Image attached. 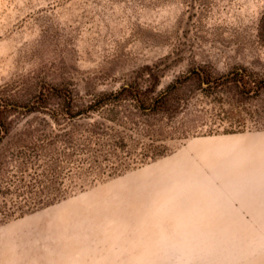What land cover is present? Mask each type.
I'll return each mask as SVG.
<instances>
[{
  "label": "rangeland",
  "instance_id": "rangeland-1",
  "mask_svg": "<svg viewBox=\"0 0 264 264\" xmlns=\"http://www.w3.org/2000/svg\"><path fill=\"white\" fill-rule=\"evenodd\" d=\"M263 11L264 0H0V108L10 128L0 138V190L37 192L32 209L0 220V264H264V94L221 95L196 73L217 78L248 66L264 76L256 38ZM129 85L148 100L170 90L180 102L147 112L107 99ZM65 109L79 114H50ZM211 141L217 148L191 149ZM208 188H221L212 194L219 197ZM207 195L217 201L200 205ZM70 203L77 209L64 221Z\"/></svg>",
  "mask_w": 264,
  "mask_h": 264
},
{
  "label": "trees",
  "instance_id": "trees-1",
  "mask_svg": "<svg viewBox=\"0 0 264 264\" xmlns=\"http://www.w3.org/2000/svg\"><path fill=\"white\" fill-rule=\"evenodd\" d=\"M256 38L259 46L264 48V11L261 13L256 27ZM198 78L201 80V85L206 88H217L219 87L221 95H228L230 92L236 93L241 97H259L264 94V76L258 72L251 70L248 66H240L238 69L233 68V70H229L226 74L219 76L217 78L212 77L210 74L206 73L203 70L196 72ZM140 87L138 85L132 86H122L120 90L113 92V94H108L107 99L111 96L112 100L115 99V102L112 104L115 105L118 102H122L124 100L134 101L135 105L138 109L145 110L147 112H157L158 110H172L176 109L175 102H180V99L173 96L170 90L165 91L160 97L155 99L146 98L145 93H141ZM168 92V93H166ZM101 101L105 102V95L101 96ZM111 100H108L110 102ZM92 105V104H91ZM3 108L7 107L6 104H0ZM92 107V106H90ZM161 107V108H160ZM166 107V108H165ZM165 108V109H164ZM87 112V111H86ZM5 110H1L0 108V138H3L7 134L10 133V128L7 127L5 122ZM55 119L57 118H74L75 115L79 114L78 111L70 112L69 110H62L50 113ZM231 116L229 118L234 119L237 117L239 120L245 119V115L234 114L230 112ZM243 128H230L227 129L226 132H235L241 131ZM0 147H1V139H0ZM72 155V153H64L62 156L68 158ZM1 189V188H0ZM19 188H6L5 190H0V220L7 219L12 217L16 211L24 212L22 210L25 206H27L26 210L32 209L33 205L37 203V192L35 190H31L30 188H23V190H18ZM10 195V198L7 196ZM22 196L23 200H17ZM1 197H3L1 199ZM7 202H10L8 205Z\"/></svg>",
  "mask_w": 264,
  "mask_h": 264
},
{
  "label": "bare ground",
  "instance_id": "bare-ground-1",
  "mask_svg": "<svg viewBox=\"0 0 264 264\" xmlns=\"http://www.w3.org/2000/svg\"><path fill=\"white\" fill-rule=\"evenodd\" d=\"M223 141H225V140H223ZM242 141H246V139H245V138H244V139H236V140H234V144H237L238 146H243L244 144L242 143ZM220 142H221V141H220ZM246 143H248V142H246ZM217 144H218V143H217ZM223 144H224V142H223ZM215 145H216V144H215L214 142H212V141H211V142H206V143H199V144H197V145H196V144L194 145V143H193V144H191V146H192L191 149H193L195 152L198 153V152H200V151H207L208 149H211L212 147H213V148H217V146H215ZM231 145H232V144H231ZM261 145H263V144H261ZM219 146H220V144H219ZM229 146H230V145H229ZM211 150H212V149H211ZM215 150H216V149H215ZM197 153H196V154H197ZM205 153H206V152H205ZM185 156H186V155H185ZM182 157H184V156H182ZM199 157H200V156H199ZM185 158H186V157H185ZM187 158H188V157H187ZM214 158H215V157H214ZM200 159H201V158H200ZM211 159H212V158H211ZM211 159H210V160H211ZM183 160H184V158H183ZM188 160H189V159H188ZM203 160H204V159H203ZM212 161H214V159H212ZM182 162H183V161H182ZM182 162H181V163H182ZM184 162H185V161H184ZM184 162H183V163H184ZM222 162H223V161H222ZM176 163H177V162H176ZM176 163H175V165H176ZM178 163H179V162H178ZM178 163H177V164H178ZM181 163H180V164H181ZM194 163H195V161H194ZM171 164H172V163H171ZM184 164H186V163H184ZM187 164H188V162H187ZM196 164H198V163L196 162ZM214 164H215V162H214ZM214 164H213V165H214ZM219 164H222V165H223V163H221V162H219ZM263 164H264V163H263ZM175 165H173L174 168L177 167V165H176V167H175ZM188 165H189V166H191V165L194 166V164H192V163H191V164H188ZM188 165H187V166H188ZM226 165H227V164H226ZM228 165H229V164H228ZM167 166L170 167V164H169V165L167 164ZM167 166H166V167H167ZM178 166H179V165H178ZM193 166H192V167H193ZM205 166H206V165H205ZM217 166H218V165H217ZM219 166H220V165H219ZM244 166H245V165H244ZM261 166H262V165H261ZM261 166H260V167H261ZM181 167H182V166H181ZM194 167H196V166H194ZM194 167H193V168H194ZM197 167H198V166H197ZM201 167H202V166H200V168H201ZM212 167H214V166H212ZM212 167H211V168H212ZM220 167H221V166H220ZM163 168H164V167H163ZM171 168H172V167H171ZM190 168H191V167H190ZM193 168H191V169H192V170H195V169H196V168H194V169H193ZM209 168H210V167H209ZM223 168H224V167H223ZM159 169H160V168H159ZM182 169H183V168H182ZM224 169H225V168H224ZM162 170H163V171H162ZM162 170L160 169V171H159L160 176L163 177V178H167L166 176L168 175V172H169V171L167 172L168 169L166 170V169L164 168V169H162ZM175 170H176V169H175ZM178 170H179V169H178ZM185 170H186V168H185L184 170H181V174H182ZM201 170H204V169H201ZM236 170H237V169H236ZM236 170H235V171H236ZM238 170H239V168H238ZM245 170H246V169H245ZM247 170H248V169H247ZM187 171H188V170H187ZM189 171H190V169H189ZM196 171H197V170H196ZM196 171H195V172L192 171L193 174L196 173ZM199 171H200V170H199ZM199 171H197V173H198ZM218 171L220 172L221 169L218 170ZM218 171H217V172H218ZM224 171H225V170H224ZM170 172H172V171H170ZM170 172H169V175H170V177H171ZM173 172H174V170H173ZM179 172H180V171H179ZM226 172H227V171H226ZM236 172H237V171H236ZM174 173H178V172H174ZM221 173H223V172H221ZM233 173L236 174L235 172H233ZM155 174H156V173H155ZM185 174H187V173H185ZM185 174H184V175H185ZM240 174H241V172H240ZM158 175H159V174H158ZM174 175H175V174H174ZM200 175H202V174H200ZM200 175H199V176H200ZM218 175H219V174H218ZM223 175H225V174L223 173L221 177H223ZM227 175H228V174H227ZM227 175L224 176L225 178L227 177L226 179L224 178L225 181L228 180V179H230L229 177H232V176H233V174H232V176L229 174V175H228L229 177H228ZM160 176H159V177H160ZM176 176H177V175H176ZM199 176H198V179H199ZM204 176H205V175H204ZM204 176H202V178H203ZM157 177H158V176H157ZM159 177H158V178H159ZM172 177H173V176H172ZM180 177H181V176H180ZM180 177H179V178H180ZM182 177H183V176H182ZM182 177H181V181H182ZM186 177H187V176H186ZM188 177H191V175L188 176ZM234 177H235V176H233V178H234ZM261 177H262V176H261ZM155 178H156V177H155ZM175 178H177V177H175ZM192 178H193V177H191V178H189V179H192ZM194 178H195V176H194ZM196 178H197V177H196ZM204 178H205V177H204ZM209 178H210V177H209ZM167 179H168V178H167ZM171 179H172V178H171ZM200 179H201V177H200ZM200 179H199V180H200ZM205 179H206V178H205ZM234 179H237V178H234ZM260 179H261V178H260ZM262 179H263V178H262ZM262 179H261V181H262ZM155 180H157V179H155ZM174 180H175V179H174ZM195 180H196V179H195ZM201 180H202V179H201ZM206 180H207V179H206ZM210 180H211V179H210ZM222 180H223V178H222ZM230 180H232V179H230ZM149 181H150V180H149ZM157 181H158V180H157ZM165 181H166V180H165ZM170 181H172V180L169 179V182H170ZM181 181H180V182H181ZM185 181H186V180H185ZM187 181H189V180H187ZM190 181H191V180H190ZM190 181H189V183H190ZM192 181H193V180H192ZM192 181H191V183H192ZM207 181H208V180H207ZM211 181H213V180H211ZM225 181L223 180V182H225ZM259 181H260V180H259ZM201 182H202V181H201ZM226 182H228V181H226ZM233 182H234V181H233ZM246 182H247V181H246ZM163 183H164V182H163ZM173 183H174V182H173ZM178 183H179V181H178ZM185 183H186V182H185ZM193 183H194V182H193ZM198 183H200V182L197 180V187H198L199 185L202 186L201 184L198 185ZM205 183H206V181H205ZM205 183H203V184H205ZM236 183H237V180H236ZM239 183H240V182H239ZM244 183H245V182H244ZM260 183H261V182H259V184H260ZM167 184H168V183H167ZM179 184H181V183H179ZM194 184H195V183H194ZM223 184H224V183H223ZM226 184H227V183H226ZM231 184H234V183H231ZM237 184H238V183H237ZM259 184H258V185H259ZM261 184H262V183H261ZM161 185H162V184H161ZM185 185H186V184H185ZM187 185H189V184L187 183ZM190 185L192 186V184H190ZM190 185H189V187H190ZM209 185H210V183H209ZM163 186H165V185H163ZM166 186H167V185H166ZM259 186H261V185H259ZM263 186H264V184H263ZM189 187H187V188H189ZM194 187L196 188V186H193V188H194ZM204 187H207V186H204ZM181 188H183V187H181ZM181 188H180V189H181ZM187 188H186L185 190H188V191H189L192 187H191L190 189H187ZM151 189H152V188H151ZM162 189H163V188H162ZM164 189H165V188H164ZM183 189H184V188H183ZM183 189H182V190H183ZM220 189H221V188H208V190L211 192L209 195H212V194H215V193H218V194H219V192L221 191ZM229 189H230V188H229ZM235 189H236V188H235ZM242 189H243V191H244L245 188H242ZM242 189H241V190H242ZM247 189H248V188H247ZM251 189H252V188H251ZM255 189H256V188H255ZM255 189H254V194H253V195L256 194L255 191H257V190H255ZM258 189H259V188H258ZM153 190H154V189H153ZM160 190H161V188H160ZM165 190H167V189H165ZM170 190H171V189H170ZM170 190H169V192H170ZM185 190H184V191H185ZM259 190H260V189H259ZM261 190H263L262 187H261ZM151 191H152V190H151ZM191 191H192V190H191ZM201 191H202V189H201ZM222 191H223V190H222ZM243 191H242V194H243ZM145 192H146V191H145ZM149 192H150V190H149ZM160 192H161V191H160ZM165 192H166V191H165ZM185 192H187V191H185ZM203 192H204V191H203ZM203 192H202V193H203ZM207 192H208V191H207ZM236 192H239V191H236ZM236 192H235V193H236ZM240 192H241V191H240ZM247 192L250 193V192H252V191H247ZM154 193H155V192H154ZM163 193H164V192H163ZM163 193H161V194H163ZM167 193H168V192H167ZM170 193H171V192H170ZM173 193H174V192H172L171 194H173ZM176 193H177V191H176ZM176 193H175V194H176ZM182 193H183V192H182ZM182 193H181V194H182ZM200 193H201V192H200ZM200 193H199V194H200ZM202 193H201V194H202ZM221 193H222V192H221ZM221 193H220V194H221ZM226 193H228V192H226ZM233 193H234V192H233ZM258 193H259V192H258ZM260 193H262V192H260ZM137 194H138V193H137ZM165 194H166V193H165ZM177 194H178V193H177ZM179 194H180V193H179ZM194 194H195V191H194V193L192 194L193 196L191 195V196H192V197H191V199H192L191 201H193V199H195V198H194ZM197 194H198V193H197ZM203 194H204V193H203ZM203 194H202V195H203ZM218 194H216V196H215V195H212V196L219 197ZM224 194H225V193H224ZM262 194L264 195V193H262ZM168 195H169V194H168ZM168 195H166V196H168ZM189 195H190V193H189ZM189 195H186V196L188 197ZM202 195H201V196H202ZM204 195H205V194H204ZM221 195H222V194H221ZM230 195H232V194H230ZM247 195L249 196V194H247ZM253 195H252V196H253ZM151 196H152V195H151ZM175 196H176V195H175ZM175 196H170L169 198H171V197H175ZM195 196H198V195L195 194ZM250 196H251V195H250ZM136 197H137V196H136ZM204 197H205V196H204ZM204 197H203L202 199H201V198L198 199V203H199L200 205H201L202 202L206 203L205 201H207L206 199H208L209 196L207 195L206 198H205V200H203ZM210 197H211V196H210ZM210 197H209V201H210L211 198H212V197H211V198H210ZM232 197H233L234 199L237 198V201H238V197H239V196H237V197H236V196H235V197L232 196ZM243 197H244V196H243ZM255 197L257 198L258 196H255ZM117 198H118V197H117ZM177 198H178V197H177ZM196 198H197V197H196ZM221 198H222V196H221ZM221 198L218 199V200H221ZM227 198H228V197H227ZM247 198H248V197H247ZM249 198H250V197H249ZM249 198H248V200H249ZM174 199L177 200L176 198H174ZM174 199H173V200H174ZM186 199H187V198H186ZM212 199H213V198H212ZM216 199H217V198H215V201H213V200H211V201L216 202V201H217ZM231 199H232V198H231ZM240 199H241V198H240ZM250 199H251V198H250ZM258 199H259V197H258ZM261 199H262V198H261ZM261 199H259V200H261ZM117 200H118V199H117ZM161 200H162V199H161ZM164 200H165V198H164ZM173 200H172V201H173ZM179 200H180V199H179ZM183 200L185 201V199H183ZM183 200H182V202H183ZM188 200H189V202H191L189 198H188ZM223 200L226 201V198L223 199ZM223 200H221V201H223ZM228 200H230V199H228ZM235 200H236V199H235ZM241 200L243 201V199H241ZM244 200H245V198H244ZM253 200L255 201V199H253ZM263 200H264V199H263ZM156 201H158V199H156L155 202H156ZM225 201H224V202H225ZM250 201H251V202H250ZM256 201H257V200H256ZM162 202H163V200H162ZM176 202L179 203L178 200H177ZM226 202H227V201H226ZM230 202H232V200H230L229 203H230ZM238 202H241V201H238ZM249 202L252 204V200H249ZM249 202H248V203H249ZM160 203H161V202H160ZM160 203H159V204H160ZM174 203H175V202H174ZM178 203H177V204H178ZM194 203H197V201H196V202L194 201ZM198 203L196 204V206L199 205ZM222 203H223V202H222ZM222 203L219 201V203H217V204H221V206H222L221 208H222V209H223V208H226V207H224V205H223V204H225V203H223V204H222ZM232 203H233V202H232ZM241 203H242V202H241ZM244 203H246V202H244ZM248 203H247V204H248ZM260 203H261V202H260ZM263 203H264V202H263ZM179 204H180V203H179ZM182 204H183V203H182ZM182 204H181V208H182V206H183ZM190 204H191V203H190ZM209 204H210V202H209ZM209 204H207V207L209 206ZM226 204H227V203H226ZM226 204H225V205H226ZM163 205H164V204H163ZM229 205H230V204H228V206H229ZM240 205H241V204H240ZM120 206H121V205H120ZM160 206H161V205H160ZM187 206H188V208H189V204H188ZM202 206H203V204H202ZM205 206H206V204H205ZM205 206H203V207H205ZM213 206L216 207L215 204H214ZM218 206H219V205H218ZM218 206H217V207H218ZM226 206H227V205H226ZM252 206H253V205H252ZM78 207L80 208V206H78ZM138 207H139V210H140V206H137V208H138ZM165 207H166V204H165ZM172 207H174V205H173ZM176 207H177V206L175 205V208H176ZM199 207H200V206H199ZM199 207H198V208H199ZM210 207H211V204H210ZM210 207H209V208H210ZM229 207L231 208V207H233V205H232V206H229ZM242 207H244V206H242ZM248 207H250V209H251V206H248ZM81 208H83V206H81ZM167 208H169V207H167ZM167 208H166V209H167ZM175 208H174V209H175ZM178 208H179V210L181 209L180 207H178ZM185 208H186V209H183V208H182V210H183L182 212H183L184 214H185L184 210L187 211V207H185ZM190 208H191V207H190ZM190 208L188 209V211L190 210ZM192 208H194V207H192ZM192 208H191V210H192ZM201 208H202V207H201ZM205 208H206V207H205ZM218 208H219V207H218ZM230 208H229V209H230ZM245 208H246V207H245ZM254 208H255V210H257L256 207H254ZM261 208H262V207H261ZM261 208H260V209H261ZM263 208H264V206H263ZM63 209H66V210H65L66 213H65V215H64V217H63V220L65 221L66 219L71 218V215H72V214H75L76 209H77V205H76L75 203H70V204H67V205L65 206V208H63ZM176 209H177V208H176ZM212 209H213V208H212ZM215 209H216V208H215ZM226 209H227V208H226ZM232 209H233V208H232ZM252 209H253V207H252ZM79 210H80V209H79ZM164 210H165V209H164ZM191 210H190V211H191ZM203 210H205V209H203ZM217 210H218V209H217ZM220 210H221V209H219L218 211H220ZM255 210H253V211H255ZM176 211H177V210H176ZM194 211H195V208H194ZM224 211H226V213H227V210H224ZM234 211H235V210H234ZM77 212H78V211H77ZM117 212H118V211H117ZM177 212H179V211H177ZM196 212H197V211H196ZM196 212L193 214L195 219L198 218V216H199V217L201 216L200 211H199V214H198V215H195ZM207 212H208V209H207ZM209 212H210V211H209ZM213 212H214V214H215V213H218L217 211H216V212L213 211ZM220 212H222V210H221ZM228 212H229V210H228ZM79 213H81V211H79ZM169 213H171V212H169ZM189 213H190V212H189ZM189 213H188V215H189ZM231 213H233V211H232ZM234 213H235V215L237 214L236 212H234ZM234 213H233V214H234ZM140 214H141V212H140ZM172 214H174V213H171V215H172ZM175 214L178 215L179 213H178V214L175 213ZM175 214H174V218L177 217V216H175ZM181 214H182V213H181ZM181 214H179V215H181ZM190 214H191V213H190ZM202 214H203L202 216H203L204 218H206V216H204V214H206V213H203V212H202ZM125 215H126V214H125ZM193 215L191 214L190 216H193ZM206 215L209 216L208 214H206ZM223 215H225V214H223ZM235 215H234V216L231 215L232 217L230 216V218H229L228 220H230V219L233 218V217H236V218H237V216H235ZM59 216H60V215H59ZM137 216H138V215H137ZM190 216H189V219H188V217H187V218L185 217V218H183V219L180 218V219H178V220H184V219L187 220V219H188V220H187V222H188V221L190 220ZM195 216H197V217H195ZM219 216H220V215H219ZM219 216H218V217H219ZM56 217H58V216H56ZM60 217H61V216H60ZM150 217L153 218V216H151V215H150ZM172 217H173V216H172ZM181 217H183V216L181 215ZM218 217H217V218H218ZM226 217H227V216H226ZM148 218H149V217H148ZM158 218H159V217H158ZM162 218H163V217H162ZM192 218H193V217H192ZM200 218H201V219H199V220H200V223H201V220H203V219H202V217H200ZM214 218H215V217H214ZM217 218H215V221H216ZM58 219H60V218H58ZM156 219H157V218L155 217V220H156ZM212 219H213V217H212ZM70 220H71V219H70ZM168 220H170V219H168ZM168 220H167V221H168ZM176 220H177V218H176ZM207 220H208V219H207ZM207 220H206V221H207ZM209 220H210V218H209ZM219 220H220V218H219ZM219 220H218V221H219ZM57 221H58V220H54V224H55ZM59 221L62 222L61 220H59ZM64 221H63V223H64ZM68 221H69V219H68ZM162 221H163V222H162ZM224 221H227V220H224ZM224 221H223V222H224ZM230 221H232V220H230ZM60 222L58 223V225L60 224ZM147 222H150V221L148 220ZM161 222H162V224H165V223H164V219L161 220ZM189 222H190V221H189ZM197 222H198V221H197ZM202 222H203V221H202ZM209 222H210V221H209ZM221 222H222V220H221ZM223 222H222V223H223ZM233 222H234V221H233ZM233 222H232V223H233ZM65 223H67V222H65ZM194 223H196V220H195ZM216 223H217V221H216ZM219 223H220V221H219ZM227 223H228V222H227ZM52 224H53V223H52ZM144 224H145V223H144ZM150 224H151V222H150L149 224H145V228L149 230L150 227L153 228V227L155 226V225L152 226V225H150ZM152 224H153V222H152ZM155 224H156V223H155ZM170 224H171V223H170ZM179 224H180V222H179ZM183 224H187V223H183ZM197 224H198V223H197ZM212 224H213V222H212ZM230 224H231V223H230ZM56 225H57V223H56ZM140 225H141V224H140ZM142 225H143V224H142ZM146 225H149V227H146ZM173 225H174V223H173ZM180 225H181V228H184V227H185V229H186L187 226H188V224H187V226L182 227V223H181ZM180 225H179V226H180ZM191 225H194L193 222H192ZM201 225H202V223H201ZM204 225H205V224H204ZM206 225H207V224H206ZM171 226H172V224H171ZM175 226H176V224H175ZM195 226H197V225H195ZM210 226H212V225H210ZM225 226H226V225H225ZM225 226H224V227H225ZM155 227H156V226H155ZM155 227H154V229H155ZM172 227H173V226H172ZM24 228H25V227H24ZM68 228H69V227H68ZM68 228H67V229H68ZM143 228H144V225H143ZM152 228H150V229H152ZM167 228H168V227H167ZM190 228H192V227L190 226ZM194 228H195V227H194ZM198 228H199V227L197 226L196 229H198ZM202 228H203V227H202ZM204 228H205V227H204ZM122 229H123V228H122ZM196 229H195V230H196ZM210 229H213V226H212ZM15 230H16V229H15ZM17 230H18V229H17ZM148 230H147V232H148ZM152 230H153V229H152ZM174 230H175V229H174ZM186 230H187V229H186ZM188 230H190V229L188 228ZM188 230H187L188 233L191 232V231H188ZM191 230H193V229H191ZM198 230H199V229H198ZM208 230H209V229H208ZM138 231H139V229H138ZM209 231H210V230H209ZM129 232H130V230H129ZM129 232H128V233H129ZM136 232H137V230H136ZM142 232H143V231H142ZM149 232H150V230H149ZM151 232H152V231H151ZM151 232H150V233H151ZM172 232H173V231H172ZM205 232H206V231H205ZM130 233H131V232H130ZM152 233H153V232H152ZM125 234H126V233H125ZM153 234H154V233H153ZM153 234H152V235H153ZM158 234H159V233H158ZM160 234H161V233H160ZM170 234H171V233H170ZM177 234H178V233H177ZM114 235H115V234H114ZM120 235H121V234H120ZM155 235H156V234H155ZM155 235H153V236H155ZM122 236H123V235H122ZM137 236H138V235H137ZM137 236H136V237H137ZM18 237H19V236H18ZM18 237H17V238H18ZM34 237H35V236H34ZM129 237H130V236H129ZM156 237H157V236H156ZM37 238H38V237H37ZM123 238H124V237H123ZM132 238H133V237H132ZM147 238L149 239V237H147ZM152 238H154V237H152ZM9 239H10V238H9ZM14 239H15V238H14ZM116 239H117V238H116ZM130 239H131V238H130ZM11 240H12V239H11ZM21 240H22V239H21ZM100 240H101V239H100ZM103 240H104V239H103ZM150 240H151V239H150ZM42 241H43V240H42ZM88 241H89V240H88ZM104 241H105V240H104ZM104 241H103V243H104ZM113 241H114V240H113ZM124 241H125V239H124ZM154 241H155V240H154ZM12 242H13V241H12ZM122 242H123V241H122ZM20 243H21V242H20ZM111 243H112V242H111ZM137 243H138V242H137ZM150 243H151V242H150ZM18 244H19V243H18ZM27 244H29V243H27ZM98 244H99V243H98ZM113 244H114V243H112V245H113ZM151 244H153V243H151ZM151 244H149V245H151ZM34 245H35V244H34ZM99 245H100V244H99ZM127 245H129V243H128ZM127 245H126V246H127ZM133 245H134V244H133ZM146 245H148V243H146ZM27 246H28V245H27ZM137 246H139V245H137ZM59 247H60V246H59ZM75 247H76V245H75ZM91 247H92V246H91ZM94 247H95V246H94ZM122 247H123V246H122ZM127 247H128V246H127ZM155 247H156V246H155ZM155 247H154V248H155ZM31 248H32V247H31ZM104 248H106V246H105ZM119 248H121V247H119ZM19 249H20V248H19ZM99 249H100V247H99ZM110 249H111V248H110ZM148 250H150V248H149ZM151 250H152V249H151ZM151 250H150V251H151ZM153 250H154V249H153ZM153 250H152V252L154 253L155 250H154V251H153ZM82 251H85V250L82 249ZM93 251H94V250H93ZM99 251H100V250H99ZM107 251H108V249H107ZM76 252H77V251H76ZM89 252H90V251H89ZM116 252H117V251H116ZM118 252H119V251H118ZM130 252H131V251H130ZM140 252H141V251H140ZM95 253H96V252H95ZM102 253H103V252H102ZM121 253H122V252H121ZM145 253H147V252H145ZM150 253H151V252H149L148 255H150ZM72 254H73V253H72ZM92 254H93V253H92ZM132 254H133V253H132ZM151 254H152V253H151ZM16 255H17V254H16ZM69 255H70V253H69ZM74 255H75V254H74ZM81 255H85V254H81ZM90 255H91V254H90ZM90 255H89V256H90ZM106 255H107V254H106ZM114 255H115V254H114ZM65 256H66V255H65ZM71 256H72V255H71ZM122 256H123V255H122ZM133 256H134V255H133ZM143 256H144V255H143ZM69 257H70V256H69ZM79 257H80V256H79ZM79 257H78V258H79ZM130 257H132V256H130ZM138 257H141V256H138ZM63 258H64V257H63ZM74 258H75V257H74ZM90 258H91V257H90ZM93 258H94V257H93ZM100 258H101V257H100ZM132 258H133V257H132ZM146 258H147V254H146ZM152 258H153V257H152ZM8 259H9V258H8ZM86 259H87V258H86ZM125 259H126V258H125ZM134 259H135V258H134ZM139 259H140V258H139ZM148 259H149V258H148ZM45 260H46V259H45ZM73 260H74V259H73ZM73 260H72V261H73ZM88 260H89V259H88ZM112 260H113V258H112ZM137 260H138V259H137ZM140 260H142V258H141ZM149 260H150V259H149ZM151 260H152V259H151ZM60 261H61V260H60ZM75 261H76V260H75ZM75 261H74V262H75ZM80 261H81V260H80ZM89 261H90V260H89ZM107 261H108V260H107ZM128 261H130V260H128ZM128 261H127V262H128ZM142 261H143V260H142ZM61 262H62V261H61ZM69 262H70V261H69ZM110 262H112V261H110ZM113 262H114V260H113ZM124 262H125V261H124ZM127 262H126V263H127ZM130 262H131V261H130ZM146 262H147V261H146ZM150 262H151V261H150ZM120 263H121V262H120ZM128 263H129V262H128ZM132 263H133V262H132ZM48 264H49V263H48ZM72 264H73V263H72ZM83 264H84V263H83ZM89 264H90V263H89ZM91 264H92V263H91ZM107 264H108V262H107ZM124 264H125V263H124ZM129 264H130V263H129ZM141 264H142V262H141ZM144 264H145V263H144Z\"/></svg>",
  "mask_w": 264,
  "mask_h": 264
}]
</instances>
